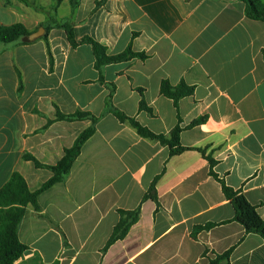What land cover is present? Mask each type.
Returning <instances> with one entry per match:
<instances>
[{
  "label": "crops",
  "instance_id": "obj_1",
  "mask_svg": "<svg viewBox=\"0 0 264 264\" xmlns=\"http://www.w3.org/2000/svg\"><path fill=\"white\" fill-rule=\"evenodd\" d=\"M53 18L73 24L76 47L53 28L0 49V190L15 172L39 189L54 174L26 156L54 166L92 124L57 120L58 111L99 121L66 180L39 196L40 211L27 208L19 238L29 250L18 263L209 264L231 251V264H264V239L234 220L222 185L264 220V21L241 0H81L75 11L69 0H0V27L34 33ZM86 37L109 55L131 46L147 59L107 65L101 82ZM164 81L194 93L177 107ZM109 105L156 135L180 125L188 149L172 156ZM155 181L159 204L144 199ZM136 209L138 221L103 252L120 211Z\"/></svg>",
  "mask_w": 264,
  "mask_h": 264
},
{
  "label": "trees",
  "instance_id": "obj_2",
  "mask_svg": "<svg viewBox=\"0 0 264 264\" xmlns=\"http://www.w3.org/2000/svg\"><path fill=\"white\" fill-rule=\"evenodd\" d=\"M59 3L62 0H58ZM72 11H75L81 2V0H69ZM246 6V16L255 21H264V0H241ZM104 2V1H103ZM103 2H99L97 5H101ZM46 34L42 39H47L50 31L53 28L63 29L68 37L69 42L73 47H76L78 43L75 40L73 24L68 21H60L57 19H50L49 23L44 24ZM32 33L23 25L15 24L13 26L0 27V49L9 44H30L28 40ZM83 44H89L92 46L94 55L96 58L95 67L100 73V81L104 82L103 70L107 65L116 64L121 62H127L135 58L141 60L147 59L145 53H136L132 47L129 46L126 51L118 55H109L106 47L93 39L86 37L82 40ZM264 54V51H263ZM53 62L51 56V63ZM22 89V83L20 91ZM113 89L111 90L110 98L112 97ZM161 93L174 100L175 105L178 107V102L181 98L191 96L194 93V87H190L185 83H181L177 87H173L168 81H164L161 85ZM110 104V102H109ZM110 106V112L113 113L119 121L123 123H129L134 127L137 132L145 138L158 141L162 145H166L170 148L171 155H178L186 151L188 148L181 145V132L182 128L178 125L169 136L156 135L150 130L144 128L135 119L126 116L121 111ZM141 109H145L148 112L151 110L146 106L145 102H141ZM57 120L66 121H82L91 120L92 124L89 128L84 130L76 139L72 148L65 151L64 157L54 166L42 164L36 158L31 155H27L26 159L33 161L37 168L49 169L53 172V177L44 183L39 189L32 191L25 177L15 172L5 186L0 190V264H19L18 261L25 256L29 248L23 244L19 238V229L22 221L26 215L27 208L33 206L36 211H40L39 196L50 189L57 183H61L66 180L70 174L73 165L79 155L81 154L82 148L85 143L95 134L96 125L99 118L87 112H76L71 115H64L61 112H57ZM205 119L195 121L192 125H198L204 122ZM205 154L204 149H196ZM211 165V173L213 176L218 178L214 172L216 161L208 156L207 157ZM223 191L225 196L235 208L236 215L235 221L239 222L244 226L247 233H254L260 235L264 239V220L261 218L257 211V207L252 205L247 198L241 193L231 187H228L222 182ZM145 200L152 199L159 204L158 193L156 190V181L152 184L149 191L146 193ZM121 220L118 225L114 228L113 234L110 237L107 246L103 250L106 252L109 247L119 240H122L128 233L129 229L133 224L138 221L139 209L134 211H120ZM213 225H207L204 227H198V230L209 229ZM231 251H227L224 254H218L210 261L209 264H231L230 261ZM35 261H37L35 259ZM33 261V262H35ZM32 264V262L23 263ZM54 264H59L58 262Z\"/></svg>",
  "mask_w": 264,
  "mask_h": 264
},
{
  "label": "water",
  "instance_id": "obj_3",
  "mask_svg": "<svg viewBox=\"0 0 264 264\" xmlns=\"http://www.w3.org/2000/svg\"><path fill=\"white\" fill-rule=\"evenodd\" d=\"M45 34H46V29L44 27H41L38 31L32 33L29 36L28 40L30 42H33V41H35L37 39H40V38L44 37Z\"/></svg>",
  "mask_w": 264,
  "mask_h": 264
}]
</instances>
